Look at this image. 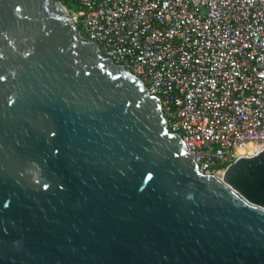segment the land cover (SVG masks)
Returning <instances> with one entry per match:
<instances>
[{
    "label": "water",
    "instance_id": "obj_1",
    "mask_svg": "<svg viewBox=\"0 0 264 264\" xmlns=\"http://www.w3.org/2000/svg\"><path fill=\"white\" fill-rule=\"evenodd\" d=\"M0 264H264V150L200 173L62 2L0 0Z\"/></svg>",
    "mask_w": 264,
    "mask_h": 264
},
{
    "label": "built area",
    "instance_id": "obj_2",
    "mask_svg": "<svg viewBox=\"0 0 264 264\" xmlns=\"http://www.w3.org/2000/svg\"><path fill=\"white\" fill-rule=\"evenodd\" d=\"M66 1L78 35L161 100L200 173L264 150V0Z\"/></svg>",
    "mask_w": 264,
    "mask_h": 264
},
{
    "label": "trees",
    "instance_id": "obj_3",
    "mask_svg": "<svg viewBox=\"0 0 264 264\" xmlns=\"http://www.w3.org/2000/svg\"><path fill=\"white\" fill-rule=\"evenodd\" d=\"M58 1H62L63 4L67 5V1L66 0H58Z\"/></svg>",
    "mask_w": 264,
    "mask_h": 264
}]
</instances>
